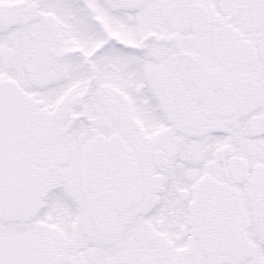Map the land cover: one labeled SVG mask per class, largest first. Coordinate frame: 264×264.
I'll return each mask as SVG.
<instances>
[{"label": "snow or ice", "instance_id": "obj_1", "mask_svg": "<svg viewBox=\"0 0 264 264\" xmlns=\"http://www.w3.org/2000/svg\"><path fill=\"white\" fill-rule=\"evenodd\" d=\"M0 264H264V0H0Z\"/></svg>", "mask_w": 264, "mask_h": 264}]
</instances>
